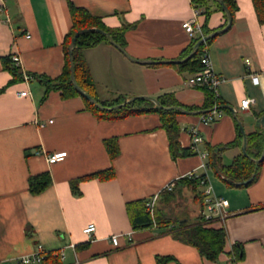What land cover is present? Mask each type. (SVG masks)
I'll return each instance as SVG.
<instances>
[{
	"label": "crops",
	"instance_id": "1",
	"mask_svg": "<svg viewBox=\"0 0 264 264\" xmlns=\"http://www.w3.org/2000/svg\"><path fill=\"white\" fill-rule=\"evenodd\" d=\"M67 1L107 28L129 25L123 49L141 61L184 60L193 41L181 27L184 21L195 18L209 31L225 23L218 11L206 19L194 16L190 0H0V264H12L39 247L61 264H157V257H170L165 264H226L235 245H241L243 257L234 264H264V156L257 179L246 186L230 187L210 167L201 169L212 154L219 168L242 154V141L236 143L238 122L246 136L264 134L257 125L264 114V25L257 22L251 0H236L230 28L207 46L221 80L217 95L209 90L214 103L208 111L217 109L223 116L202 125L199 115H178V145L188 155L176 158L156 112L98 120L79 96L64 99L54 90L45 94L43 80L59 76L64 65V38L71 25ZM13 55L20 58L22 77L28 74L32 80L10 83L3 59ZM127 56L106 43L84 51L99 99L157 100L171 93L185 107L202 108L205 88L185 83L193 73H180L171 66L176 63L141 64ZM23 92L27 96L19 95ZM244 99L253 100L245 110L240 107ZM218 104L231 107L236 118ZM153 105L146 100L143 107ZM191 127L203 136L199 151L207 155L205 160L188 150ZM112 138L119 149L113 160L104 147ZM58 152H66L64 159L49 164L47 156ZM110 168L115 173L111 179L81 181L80 195L72 193L70 181ZM45 172L51 184L32 195L28 178ZM190 173L206 175L214 193L226 201L225 216L208 223L226 233L217 261L206 260L166 230H133L128 220L127 202L159 204L166 186ZM202 191L199 186L195 193ZM181 192L188 203L195 202L189 188ZM89 224L95 226L92 239L82 233ZM113 236L117 246L111 243Z\"/></svg>",
	"mask_w": 264,
	"mask_h": 264
},
{
	"label": "trees",
	"instance_id": "2",
	"mask_svg": "<svg viewBox=\"0 0 264 264\" xmlns=\"http://www.w3.org/2000/svg\"><path fill=\"white\" fill-rule=\"evenodd\" d=\"M224 7L227 9L231 16V24L233 22L234 14L237 11L236 0H222ZM256 20L260 25H264V0H251ZM190 3L194 10L201 12L205 16V19L213 12L218 11L223 14L225 23L220 28H223L227 22V16L223 11L222 7L215 0H190ZM68 11L70 15V29L64 38V65L62 72L59 76L54 79L43 80L45 84V94L49 90L59 91L61 97L64 99L72 97H81L84 100L86 109H88L98 120H118L124 119L130 116H136L145 114L148 112H156L160 116V126L165 130L170 153L173 158L178 156L188 155L186 150L180 149L178 145V132L179 127L176 121V117L183 114L177 108H183L188 111H208L213 107L214 97L212 93L205 88L206 98L205 102L200 109L185 107L179 104L171 93H165L157 97V101L163 108L176 107L174 110L166 111L164 109H158L154 105L152 108H144L146 100H136L132 103L126 104L118 109L106 110L97 108L94 104L87 101L74 87L70 79V63L67 54L68 45L77 31L83 29H99L103 32L108 33L113 41L124 47V33L130 26L122 27L119 29H110L104 26L101 20L95 16L89 14L85 9L74 6L70 1H67ZM202 29V34L208 35L218 29L209 31ZM200 39V38H199ZM199 39H195L190 42V45L183 53L181 59L191 57L181 63L171 64L177 68L180 73L188 72L195 73L200 70L201 63L200 58L203 49L207 48L210 42L208 40L201 44L198 48L194 49L196 42ZM101 43L110 44L109 38L99 34L97 32H89L81 34L76 42L73 49V69L74 76L77 86L90 95L101 107L111 108L115 105H119L125 102L122 97H118L112 100H101L97 96L96 84L94 83L88 65L84 59V51L93 48ZM4 68L12 75L10 83L17 82L23 79L22 73L18 67H16L10 57L3 59ZM223 105L218 107L221 110ZM264 116V114L262 115ZM237 141L238 145H241L242 136L237 125ZM233 145V144H232ZM264 146V134L260 132L252 133L246 136V154H240L230 166L219 168L217 167V159L212 155L208 158L207 166L210 167L216 174L223 178L226 185L241 186L247 180H250L249 185L255 181L259 175V171L262 162L256 163L254 160H258L261 157ZM104 147L109 155L110 159L113 160L118 154V144L115 138L107 139L104 141ZM213 157V158H212ZM114 170L108 169L93 174L85 175L70 181V187L74 195H80L78 185L81 181L88 179H99L100 181H106L114 176ZM203 176H200L202 178ZM28 191L32 195H37L43 192L50 184L51 178L48 172L31 176L28 178ZM245 185V186H246ZM174 188L171 191H164L161 194L159 204L153 206L150 211L146 208L145 199H139L127 202L125 205L128 220L133 230H142L152 227H156L161 230H166L172 234V237L185 244L196 248L200 256L209 261H217L218 257L224 251L226 233L222 229H214L209 227L201 215L203 210V202L201 195L195 193L199 187L198 178L183 177L176 181ZM190 189V196L193 197V201L188 203L187 197L182 191V188ZM179 193L181 196L180 200H176V194ZM189 198V197H188ZM192 199V198H191ZM166 204L163 208L162 204ZM171 203L172 205H169ZM198 203V204H196ZM194 204L198 205L197 208H193ZM166 207L168 210H166ZM178 208V213L174 211V208ZM195 207V206H194ZM171 209V210H170ZM166 210V211H165ZM234 260L242 259V247L241 245H235L231 252ZM170 260V257H157V264H165ZM41 264H61L57 256H53L51 253L44 254V259Z\"/></svg>",
	"mask_w": 264,
	"mask_h": 264
},
{
	"label": "built area",
	"instance_id": "3",
	"mask_svg": "<svg viewBox=\"0 0 264 264\" xmlns=\"http://www.w3.org/2000/svg\"><path fill=\"white\" fill-rule=\"evenodd\" d=\"M199 15L198 12L194 11V16ZM183 30L186 32L189 38L192 40L202 38L204 35L202 34L201 26L196 22V19L187 20L184 21L181 25ZM12 63L18 67L19 69H22L21 67V61L18 55H13L11 57ZM201 68L199 71L193 73L190 77H188L185 81L186 85L190 87H202L206 88L213 92V94L217 95L218 86L221 82V80L218 78L217 74L214 72L212 68V63L208 55L207 48L203 49L201 58H200ZM246 64H248V61H246ZM23 80L25 82H28L32 80V77L28 74H23ZM254 81H256V78H253ZM20 96H27L26 92L20 93ZM253 102L251 99H244L240 102V107L242 109H248L249 105ZM223 116V113L220 110L213 109L211 111H207L204 114L199 115V121L202 125H210L214 123L215 121L221 119ZM50 122V121H49ZM190 135V144L188 146V150L190 152H195L200 155L202 160L207 157L205 153H201L199 151V146L203 143V136L198 130L197 127H191L188 131ZM66 156V152H58V153H52L47 156V161L49 164H55L64 159ZM207 164L203 162L201 164V169L206 171L207 170ZM201 175H196V173H190L188 175L189 178H198L199 180V186L203 189L201 192V198L203 202V210L201 212V215L203 216V219L206 223H210L213 221V219H220L225 216L226 212V201L220 197L217 196L213 188L209 182V179L206 175H202L203 177L200 178ZM174 185H168L166 186V191H171ZM146 208H148L150 211L153 208V201H147L146 202ZM95 231V226L93 224L87 225L82 233L86 235L89 239H92V235ZM111 243L114 246L118 245V237L113 236L110 238ZM73 247V245H71ZM62 256L63 254L60 253ZM44 259V252L39 247L36 252L27 255L19 257L18 259H15L12 264H40L42 263ZM235 260L234 258H230L226 264H234Z\"/></svg>",
	"mask_w": 264,
	"mask_h": 264
},
{
	"label": "water",
	"instance_id": "4",
	"mask_svg": "<svg viewBox=\"0 0 264 264\" xmlns=\"http://www.w3.org/2000/svg\"><path fill=\"white\" fill-rule=\"evenodd\" d=\"M223 9V11L225 12L226 16H227V22H226V25L221 28V29H218L208 35H205L203 36L202 38H200L195 46H194V49L198 48L201 44L205 43L206 41L208 40H211V39H214L218 34L220 33H223L225 31H227L230 26H231V16L230 14L228 13L227 9L224 7L223 5V2L222 0H215ZM89 32H97L99 34H102L104 36H106L107 38H109V41H110V44L113 45L114 47H116L119 51H121L123 54H125L127 56V54L125 53L124 49L119 46L118 44H116L113 39L111 38V36L106 33V32H103L102 30H99V29H95V28H91V29H83V30H80V31H77L74 36L72 37L69 45H68V48H67V54H68V59H69V63H70V79H71V82L73 84V87L87 100L89 101L90 103L94 104L97 108H100V109H106V110H113V109H118L122 106H125L126 104H129V103H132L136 100H149L151 101L156 108L158 109H164L166 111H170V110H174L176 107H169V108H163L162 106L159 105L158 101L154 98H151V97H147V96H138V97H132L130 98L129 100L125 101L124 103L122 104H119V105H115L111 108H103L101 107L90 95H88L87 93H85L84 91H82L76 84V81H75V76H74V69H73V49H74V46H75V42L77 40V38L81 35V34H84V33H89ZM128 57V56H127ZM191 57V55H189L186 59L182 60V61H149V60H134V59H131V60H134L135 62H138V63H141V64H170V63H181L185 60H188L189 58ZM179 111H181L182 113L186 114V115H200V114H204L206 113V111H197V112H193V111H188V110H185L183 108H177ZM222 109H226L228 110L235 118V113H234V110L229 107V106H222ZM257 125L262 128H264V116H262L258 122H257ZM238 126H239V129H240V132H241V136H242V145H241V152L243 155H247L246 154V135L244 133V130H243V127L242 125L240 124V122H238ZM263 156H264V146H263V150H262V154H261V157L258 159V160H254V162L256 163H259L262 161L263 159ZM250 180H247L243 183H240L242 185H245L247 183H249Z\"/></svg>",
	"mask_w": 264,
	"mask_h": 264
},
{
	"label": "rangeland",
	"instance_id": "5",
	"mask_svg": "<svg viewBox=\"0 0 264 264\" xmlns=\"http://www.w3.org/2000/svg\"><path fill=\"white\" fill-rule=\"evenodd\" d=\"M129 99H130V98H129ZM129 99H127V100H129ZM127 100H126V101H127ZM175 194H176V198H177L176 200H178V199L180 200L181 196L179 195V193H175ZM189 194H190V193H189ZM186 199H187V198H186ZM169 205H172V204H171V203H169ZM165 206H166V204H165V203H164V204H162V207H163V208H164ZM173 208H174V207H173ZM174 209H175L174 211H176V213H178V208H174ZM166 210H168V208H167V207H166ZM166 210H165V211H166ZM170 210H171V209H170Z\"/></svg>",
	"mask_w": 264,
	"mask_h": 264
}]
</instances>
